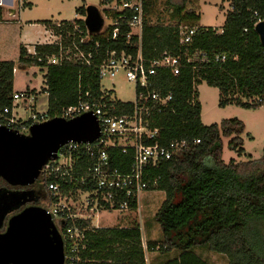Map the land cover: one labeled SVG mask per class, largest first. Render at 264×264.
Instances as JSON below:
<instances>
[{
    "label": "trees",
    "instance_id": "1",
    "mask_svg": "<svg viewBox=\"0 0 264 264\" xmlns=\"http://www.w3.org/2000/svg\"><path fill=\"white\" fill-rule=\"evenodd\" d=\"M143 2L146 17L151 3ZM173 5L178 25L151 26L144 22L142 56L150 60L164 52L181 53L177 27L185 24L196 29L187 52L191 55L198 51L205 55V61L196 56L177 76L160 70L152 87L164 95H172L169 108L157 115L152 125L159 129L158 142L162 145L187 142V150L179 158L161 162L147 176L156 182L150 190L165 195L154 216L162 231V241H147L143 245L140 226L136 223L127 228H94L90 221L76 220L83 241L78 247V260L73 264H147L145 250H158L162 255L179 253L178 258L162 264H208L195 255L197 249L223 255L228 264H264V151L257 160L225 163L222 140L228 139L229 150L243 154L245 126L236 118L208 126L202 124L196 91L202 82L217 88L220 107L236 105L254 110L264 104V48L254 31L255 25L264 20V0H231L220 33L199 26V13L194 7L185 10V0ZM75 14L84 17L85 8H76ZM110 16L119 22L116 39H112L113 27H109L81 43L80 38L86 35L82 19L58 24L42 21L60 40L35 45L33 54L23 47L19 49L18 62L22 69L37 66L44 72L42 90L47 94V111L51 117L62 108L77 104L86 93L98 95L97 66L108 51L136 54L138 39L127 38L126 21L130 14ZM75 27L83 34L75 31ZM79 52L91 55L90 65L75 57ZM217 55H224L225 60L215 61ZM54 56L63 61L57 65L49 63ZM65 57L70 60L65 61ZM14 66L12 61L0 62V108L12 104ZM25 91L29 89L26 87ZM108 154L113 169L127 172L130 155L122 154L119 149H109ZM129 210H137L136 200L130 201ZM68 225L72 222H66ZM65 253L67 256V245Z\"/></svg>",
    "mask_w": 264,
    "mask_h": 264
},
{
    "label": "built area",
    "instance_id": "2",
    "mask_svg": "<svg viewBox=\"0 0 264 264\" xmlns=\"http://www.w3.org/2000/svg\"><path fill=\"white\" fill-rule=\"evenodd\" d=\"M101 2L104 3V8L99 9L104 19L102 31L113 27L111 36L112 39H116L119 32L118 19L123 15L118 19H113L110 15L129 13L126 21L129 28L127 38L136 37L139 45L136 54L108 51L97 66L98 95L86 93L84 99H80L75 105L62 108L54 116L71 120L91 113L100 128V137L93 143L66 144L58 152L57 158L42 168L38 178L44 182L48 191L44 209L53 217L55 226L68 246L65 264L66 260L68 264L78 260V247L83 241L82 229L75 226L76 220L91 223L100 211L118 213L128 211L130 201L136 200L137 203L142 193L151 191L150 189L156 186L155 181L151 182L147 178L151 169L161 162L179 158L187 150L186 141H173L166 145L158 142L159 129L153 128L152 125L155 117L169 108L172 95H164L152 87L160 70L169 71L173 76H177L181 70L193 63L196 56H200L202 62L205 61L204 54L194 51L190 55L187 52V45L191 43L196 29L185 24L177 27L178 43L183 47L181 53L172 55L164 52L157 58L145 59L141 53V35L145 22L143 0ZM82 19L84 20V17ZM74 30L80 35L83 34L78 27ZM85 33V37L80 38L81 43L92 36L88 34L86 28ZM58 38L60 40V37ZM75 57L90 65V54L84 56L79 52ZM64 60L69 61L70 57H65ZM224 60V55L215 57L217 62ZM62 61L61 57L54 56L49 63L57 65ZM119 72H123L127 81L135 86V98L132 103L119 100L111 88L106 89L101 84L103 80L113 79ZM18 102L24 104L22 110L26 118L15 112L19 107ZM124 106H130V109L127 110ZM35 109V94L30 91L13 93L11 106L0 108V127L28 135L31 125L41 124L53 118L47 109L40 112ZM109 149H119L122 154L130 155L131 161L127 166V172L111 167ZM69 197L78 199L74 208L78 209L76 213L71 212L73 208L69 204ZM68 221H71L72 225L66 226Z\"/></svg>",
    "mask_w": 264,
    "mask_h": 264
},
{
    "label": "rangeland",
    "instance_id": "3",
    "mask_svg": "<svg viewBox=\"0 0 264 264\" xmlns=\"http://www.w3.org/2000/svg\"><path fill=\"white\" fill-rule=\"evenodd\" d=\"M102 0H12L11 6L3 12V18L9 21L0 24V61L14 62L15 71L13 73V91L22 92L26 87L36 88L37 101L36 111L47 109V94L43 92L44 80L43 73L37 66H30L22 69L18 62L20 43L31 44L34 42H57L59 38L46 32L42 26L31 25L34 20L52 21H73L81 19L82 16L76 15V8L92 5L98 9L104 8ZM231 0H185V10L194 7L199 13L200 20L198 25L204 28L216 29L220 32L223 27L227 11L230 10ZM183 0H150L151 8L146 14L145 23L151 26L165 25L176 26L179 24L178 17L174 15L175 7L173 4H181ZM23 3H30L23 7ZM15 12V15H11ZM10 18H12L10 20ZM19 21L17 24L16 22ZM107 23V21H106ZM102 86L112 89L115 96L125 102L132 103L135 98V86L127 81L125 74L119 72L111 80H103ZM197 100L201 107L200 120L204 125L218 124L222 120L236 118L243 122L245 126L243 139L244 153L238 156L227 147L228 139L222 140V160L227 163L231 159L236 161H247L249 159H259L264 151V104L253 110L238 107L236 105L219 106V91L217 88L208 86L205 82L196 87ZM257 101V100H256ZM19 107L15 110L22 118L26 114L22 108L24 104L18 102ZM165 195L160 191H147L138 198L137 210L118 213L116 211H100L92 219V224L97 228H113L120 225L133 223L144 228L142 241L147 243L148 237L153 242H161L163 235L160 227L154 220L157 210L160 208ZM76 197H69L71 212L77 203ZM82 211V210H81ZM127 221V222H125ZM90 223V225L92 226ZM148 234V235H147ZM145 247V246H144ZM158 259L163 262L178 257L177 251L164 254L158 250ZM148 254V252H146ZM195 254L206 261L208 264H228L227 258L223 255L212 253L206 249H197Z\"/></svg>",
    "mask_w": 264,
    "mask_h": 264
},
{
    "label": "water",
    "instance_id": "4",
    "mask_svg": "<svg viewBox=\"0 0 264 264\" xmlns=\"http://www.w3.org/2000/svg\"><path fill=\"white\" fill-rule=\"evenodd\" d=\"M83 22L89 35L100 34L104 25L99 9L92 5L86 7ZM254 31L264 48V20ZM99 137V124L91 113L31 125L28 135L0 127V180L13 187L33 185L66 144L93 143ZM18 201L16 194L1 196L0 222ZM0 264H65L64 239L44 208L31 206L8 220L0 234Z\"/></svg>",
    "mask_w": 264,
    "mask_h": 264
},
{
    "label": "flooded vegetation",
    "instance_id": "5",
    "mask_svg": "<svg viewBox=\"0 0 264 264\" xmlns=\"http://www.w3.org/2000/svg\"><path fill=\"white\" fill-rule=\"evenodd\" d=\"M16 194L19 197L17 205L12 209H9L2 221L0 222V234L5 233L8 220L28 207L36 206L44 208L47 198L48 191L46 190L43 181L39 180L35 184L30 186H9L2 180H0V198L3 195ZM1 210V209H0Z\"/></svg>",
    "mask_w": 264,
    "mask_h": 264
},
{
    "label": "crops",
    "instance_id": "6",
    "mask_svg": "<svg viewBox=\"0 0 264 264\" xmlns=\"http://www.w3.org/2000/svg\"><path fill=\"white\" fill-rule=\"evenodd\" d=\"M11 3H12V0H0V8H1V21H0V24L1 23H4V22H6L7 23V25L8 24H10V23H8L9 21H6L4 18H3V12L5 11V9L7 8V7H10L11 6ZM30 3H23V7L24 6H27V5H29ZM30 6H31V4H30ZM25 8V7H24ZM11 15H15V12H13V14H11ZM83 18V17H82ZM81 18V19H82ZM12 18H10V20H11ZM84 19H85V16H84ZM83 20V19H82ZM42 21H51L52 23H54V24H58L59 22L58 21H52V20H34V21H31L30 23H31V25H39V26H42L43 28H44V30L47 32H50V34L53 36V34H52V31L51 30H49V29H47L46 27H45V25H43V24H41L40 22H42ZM17 24L19 23V21H17L16 22ZM220 32H221V30H220ZM220 32H218V33H220ZM54 37V36H53ZM50 42H52V41H49L48 43L47 42H34V43H31V44H27V43H20V45H19V48L18 49H20L21 47H23V48H25L26 49V51L28 52V51H30V52H32L33 51V48H34V46L35 45H45V44H51ZM18 57H19V54H18ZM0 62H2V61H0ZM15 69V68H14ZM40 71H41V69H40ZM14 73V72H13ZM43 73V75H44V72H42ZM28 88V87H27ZM26 89V88H25ZM29 89V88H28ZM25 91V90H24ZM29 91H34L35 93H33V94H37L38 92H36L37 90H36V88H32V89H29ZM16 92H18V91H13V93H16ZM36 101H37V95H36ZM252 112H253V110H251ZM228 144V143H227ZM243 150H244V148H243ZM245 152V151H244ZM243 152V153H244ZM234 153H236V152H234ZM237 154V153H236ZM238 156H240V155H242V154H237ZM232 161H234V162H241V161H236V160H234V159H231ZM230 160V161H231ZM229 162V161H228ZM227 162V163H228ZM125 222H127V221H125ZM91 224H92V222H91ZM130 225L127 223V224H124V225H120L119 227H124V228H127V227H129ZM159 226V225H158ZM91 227H94L93 226V224H92V226ZM94 228H97V227H94ZM102 228V227H101ZM140 231H141V236H142V234H143V231H144V228H142L141 227V225H140ZM148 235V234H147ZM147 241H152V239L150 238V237H148V239H147ZM142 243H143V241H142ZM146 243V242H145ZM143 245H145L144 243H143ZM146 252H148V251H146L145 250V259H146V261H147V264H162L163 263V260H164V258L163 259H158L156 256V254L157 253H155V252H148V254L146 253ZM196 255V254H195ZM180 256V255H179ZM178 256V257H179ZM196 256H198V255H196ZM177 257V258H178ZM199 257V256H198ZM173 259H175V258H173ZM173 259H171V260H173ZM202 259V258H201ZM171 260H169V261H171ZM203 260V259H202ZM165 262V261H164Z\"/></svg>",
    "mask_w": 264,
    "mask_h": 264
}]
</instances>
